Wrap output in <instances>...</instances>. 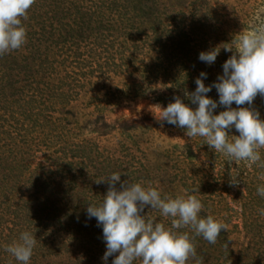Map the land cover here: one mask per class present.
Wrapping results in <instances>:
<instances>
[{
    "label": "trees",
    "instance_id": "trees-1",
    "mask_svg": "<svg viewBox=\"0 0 264 264\" xmlns=\"http://www.w3.org/2000/svg\"><path fill=\"white\" fill-rule=\"evenodd\" d=\"M252 4L253 0H34L27 18H21L25 43L0 55V238L1 233L5 238L0 249H6L9 242L4 243L18 231L19 209H39L55 216L56 228L50 235L38 226L33 232L36 239L49 240L48 250L35 254V260L104 264L102 228L95 218L86 217V209L89 201L97 203L106 193L107 182L97 181L113 173L115 162L139 154V148L126 147L128 140L156 146V157L172 170L181 169L173 163L174 156H181L184 170H189L184 185H202L216 169L217 155L203 138L190 139L184 129L162 122L182 141L166 146L158 135L152 141L155 122L131 125L120 115L124 107L151 98L167 106L180 96L196 107L185 92L195 90L201 71L207 73L205 85L215 81L235 50L221 48L211 65L201 62L199 53L224 43L231 46L235 35L256 21L249 18ZM207 95L218 100L215 88ZM219 108L223 110L218 107L215 113ZM260 154L264 160V150ZM40 158L46 161L35 164ZM31 167L40 171L30 174ZM165 185L162 197L174 184ZM206 212L202 208L201 216L211 215ZM141 214L171 224L150 206ZM68 227L73 236L61 240ZM52 237H59L60 243ZM113 258L108 257L107 264Z\"/></svg>",
    "mask_w": 264,
    "mask_h": 264
},
{
    "label": "clouds",
    "instance_id": "clouds-1",
    "mask_svg": "<svg viewBox=\"0 0 264 264\" xmlns=\"http://www.w3.org/2000/svg\"><path fill=\"white\" fill-rule=\"evenodd\" d=\"M34 0H0V55L19 49L26 41V29L22 19ZM221 48L233 51L222 64V74L205 85L207 73L201 71L195 79V90L185 96L196 107H190L180 96L166 107L159 105L157 121L184 129L190 139L203 138V144L228 161H247L249 165L264 167L259 149L264 148V119L254 108L253 101L259 94L264 97V12L258 13L256 21L245 31L239 32L228 43L211 47L199 53L198 59L208 65L215 62ZM215 88L218 100L207 94ZM235 104L237 107H232ZM242 105H247L241 107ZM218 107L222 111L215 113ZM235 128L239 135H229ZM120 172H113L104 179L108 188L102 199L89 201L86 209L88 219L95 218L102 228L106 251L101 257L107 264H202L193 244L195 236H202L210 244L227 226L213 215L201 216L203 204L195 194H178L162 197L158 188L145 186L143 181L121 180ZM232 177V183L236 182ZM119 182V187H117ZM264 197V184L256 188ZM158 209L162 217L171 218L170 226L142 215L144 208ZM264 216V209L259 210ZM37 239L33 232L24 230L18 240L6 247L20 264H29ZM118 253V254H117ZM115 254V255H114Z\"/></svg>",
    "mask_w": 264,
    "mask_h": 264
},
{
    "label": "rangeland",
    "instance_id": "rangeland-1",
    "mask_svg": "<svg viewBox=\"0 0 264 264\" xmlns=\"http://www.w3.org/2000/svg\"><path fill=\"white\" fill-rule=\"evenodd\" d=\"M261 12H264V0H253L249 18L256 20L257 14ZM157 105L166 107L154 98L128 105L122 109L121 121L131 125H139L146 121L155 122L153 142L157 140L158 135L163 142H167L166 146L182 143L181 140L175 139L176 132L173 129L160 125L162 122L155 118L159 112ZM232 106L236 107L234 104ZM252 106L260 112V118H264V97L256 96ZM219 111H222V108H219ZM228 133L229 135H239L234 127L229 129ZM133 141H126V147H130L132 150L139 148V154L134 159L125 155L123 160L116 161L113 172L122 173L121 179L124 181L128 179L130 182L143 181L145 186L159 188L160 192L164 187L166 188V181L167 183L171 182L174 185L171 186L168 196L195 194L201 200L203 208H207L206 213L226 224V230L220 233L214 244H210L202 236H195L191 229H179V231H189L190 235L194 237L197 257L201 258L202 264H264V216L259 214V210L264 209V197L259 196L256 191L258 185L264 184V172L261 167L256 164L249 165L247 161H228L225 156L217 153L213 162V167L215 164L216 169L208 172L204 177V183L194 186L189 182L186 186L184 182L189 170H184L183 167L186 165L181 156H174L173 159L175 166L181 169L172 170L156 157L153 152V149H157L156 146L152 147L136 141L133 143ZM143 150H148V152ZM262 150L264 148L259 149L260 153ZM43 160L46 161L44 158L36 159L35 164L41 163ZM31 163H34V159L31 160ZM33 167L28 173L40 171L39 168ZM136 167L139 168L135 169ZM3 174H7L9 178L13 176V172L4 171ZM61 177L64 178L62 174ZM232 177H236L235 183H232ZM116 186L119 187V182ZM41 203H37V205ZM54 219L55 216L46 211L35 209L33 213H29L19 209L15 219L18 231L4 244L9 242L8 245H10L18 240L20 233L24 230L36 231L37 226L44 228L45 232L50 235L56 228L52 223ZM168 220L171 222V218ZM62 231L65 232L63 233L65 236H61V240L64 238L70 240L69 236H73V230L70 227ZM52 240L60 243L59 237H52ZM4 241L5 238L1 233L0 244H3ZM37 243L29 264H42L39 260L34 259V255L42 254L48 250L47 236L38 238ZM0 252V264H20L6 251L5 247L3 250L0 249ZM187 264H194V260L190 258Z\"/></svg>",
    "mask_w": 264,
    "mask_h": 264
}]
</instances>
